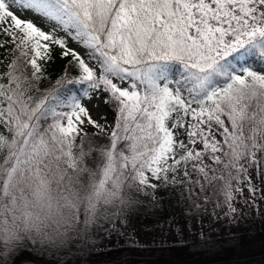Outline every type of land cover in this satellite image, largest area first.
<instances>
[{
	"label": "snow or ice",
	"instance_id": "snow-or-ice-1",
	"mask_svg": "<svg viewBox=\"0 0 264 264\" xmlns=\"http://www.w3.org/2000/svg\"><path fill=\"white\" fill-rule=\"evenodd\" d=\"M0 50V81L50 94L66 135L119 144L145 189L230 220L264 199V0H0Z\"/></svg>",
	"mask_w": 264,
	"mask_h": 264
},
{
	"label": "trees",
	"instance_id": "trees-1",
	"mask_svg": "<svg viewBox=\"0 0 264 264\" xmlns=\"http://www.w3.org/2000/svg\"><path fill=\"white\" fill-rule=\"evenodd\" d=\"M252 64L264 70L259 62ZM65 66L59 57L50 63L53 81ZM25 80L0 81V250L6 264H110L131 249L148 256L157 251L156 244L109 243L125 216L158 223L171 205L188 210L179 189L158 188L157 195L147 198L119 144L91 133L66 135L54 115L57 102ZM255 223L262 237L264 212ZM237 243L228 238L223 249L233 253ZM24 248L27 252L17 259ZM178 250H166L175 264L211 258L198 248Z\"/></svg>",
	"mask_w": 264,
	"mask_h": 264
},
{
	"label": "rangeland",
	"instance_id": "rangeland-1",
	"mask_svg": "<svg viewBox=\"0 0 264 264\" xmlns=\"http://www.w3.org/2000/svg\"><path fill=\"white\" fill-rule=\"evenodd\" d=\"M70 44L73 47H78L75 43ZM54 55L56 54L54 53ZM103 100V95L99 98L93 96L91 103L97 105L98 111L107 113L108 120L111 122V110ZM89 133L91 132L89 131ZM143 192L147 198L157 195L156 191L152 192L151 189L144 187ZM243 195L247 198V191ZM211 196L212 194L209 195V197ZM263 200L259 193L255 199L257 207L252 203L245 204L243 200H239L235 204L238 213L231 220L224 216L225 209L215 207V203L211 200L205 201L199 211L191 208L181 210L175 204L171 205L168 215L158 223H137L132 221L131 216H125L118 228H113L115 235L109 245L125 243L132 246H146L156 244L160 247H156L157 251L149 256L131 249L129 254L117 256L110 261V264H123L124 260L125 264H175V258L169 259L166 251L172 246L180 249L178 251L184 252L193 248L206 250L208 256H211L210 260L197 264H264V234L262 237L257 235L259 225L255 223L257 215L264 212ZM228 238L238 241L237 245H233L237 248L233 253L223 249ZM248 248L251 250L250 252H248ZM80 264L85 263L80 261ZM93 264L103 263L93 262Z\"/></svg>",
	"mask_w": 264,
	"mask_h": 264
}]
</instances>
